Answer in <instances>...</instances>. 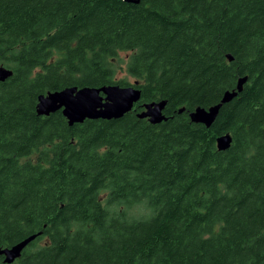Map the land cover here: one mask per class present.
Wrapping results in <instances>:
<instances>
[{"label":"trees","instance_id":"1","mask_svg":"<svg viewBox=\"0 0 264 264\" xmlns=\"http://www.w3.org/2000/svg\"><path fill=\"white\" fill-rule=\"evenodd\" d=\"M121 52L134 109L37 113L130 85ZM0 65V247L39 232L11 264H264V0H0ZM243 76L211 126L189 118ZM160 100L166 120L137 116Z\"/></svg>","mask_w":264,"mask_h":264},{"label":"water","instance_id":"2","mask_svg":"<svg viewBox=\"0 0 264 264\" xmlns=\"http://www.w3.org/2000/svg\"><path fill=\"white\" fill-rule=\"evenodd\" d=\"M130 3H139L140 0H125ZM229 60L232 56L227 54ZM12 69L0 65V81L6 80L12 75ZM247 76L237 80L236 87L226 90L220 101L205 108L195 107L188 115L195 123H202L206 127L211 126L223 103L232 100L246 82ZM138 81L127 86L119 84H107L101 86H67L60 90L47 91L38 96L36 111L40 115H49L61 110L69 125L82 122L85 119H117L126 112L134 109L135 103L141 97V89ZM166 100L146 102L143 109L137 113L140 118H147L150 123L157 124L166 120L163 110ZM183 108L179 109L181 112ZM216 147L219 151L227 150L232 142L229 132L218 135L215 138ZM38 233H33L10 246L0 247V256L4 263L11 264L21 256L23 249L33 241Z\"/></svg>","mask_w":264,"mask_h":264},{"label":"rangeland","instance_id":"3","mask_svg":"<svg viewBox=\"0 0 264 264\" xmlns=\"http://www.w3.org/2000/svg\"><path fill=\"white\" fill-rule=\"evenodd\" d=\"M119 55H120L121 58L125 59V63H124V61L122 62L123 68L121 70L117 71L116 76H117V78H125L126 81H128L130 84H132L134 82V78L132 76H130L126 72V70L124 68V67H126L125 65H126V60H127L126 59L127 58V53L126 52H121Z\"/></svg>","mask_w":264,"mask_h":264},{"label":"bare ground","instance_id":"4","mask_svg":"<svg viewBox=\"0 0 264 264\" xmlns=\"http://www.w3.org/2000/svg\"><path fill=\"white\" fill-rule=\"evenodd\" d=\"M104 121V120H103Z\"/></svg>","mask_w":264,"mask_h":264}]
</instances>
